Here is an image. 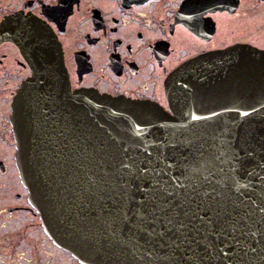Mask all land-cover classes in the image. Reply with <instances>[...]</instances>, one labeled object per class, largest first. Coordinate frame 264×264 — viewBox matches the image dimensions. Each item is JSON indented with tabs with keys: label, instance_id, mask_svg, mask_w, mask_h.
I'll list each match as a JSON object with an SVG mask.
<instances>
[{
	"label": "snow or ice",
	"instance_id": "snow-or-ice-1",
	"mask_svg": "<svg viewBox=\"0 0 264 264\" xmlns=\"http://www.w3.org/2000/svg\"><path fill=\"white\" fill-rule=\"evenodd\" d=\"M32 112L37 162L53 197L61 185L70 193L69 228L95 250L97 264L264 261V155L258 163L254 149L229 141L225 174L219 156L188 141L163 161H137L55 96L37 94Z\"/></svg>",
	"mask_w": 264,
	"mask_h": 264
},
{
	"label": "water",
	"instance_id": "water-1",
	"mask_svg": "<svg viewBox=\"0 0 264 264\" xmlns=\"http://www.w3.org/2000/svg\"><path fill=\"white\" fill-rule=\"evenodd\" d=\"M6 21L0 32L6 31L8 39L22 48L32 67V75L23 82L13 102L16 166L44 231L57 247L80 263L97 264V255L69 228L75 219L70 193L61 185L54 189L56 196L53 197L37 162L32 112L37 94H50L62 106H70L98 137L119 144L137 161L157 158L163 161L172 154L174 145L188 141L202 144L206 154L219 156L225 174L229 168L226 153L229 141L254 149L258 163L264 155L261 150L264 51L231 48L182 63L165 80L168 102L165 109L156 102L113 97L94 89L73 90L59 47L51 39L49 30L38 20L26 17L29 39L25 43L24 33L16 28L14 16ZM55 181L56 176L52 175L51 185ZM231 251V248L225 249V252ZM257 264L264 261L257 260Z\"/></svg>",
	"mask_w": 264,
	"mask_h": 264
},
{
	"label": "flooded vegetation",
	"instance_id": "flooded-vegetation-1",
	"mask_svg": "<svg viewBox=\"0 0 264 264\" xmlns=\"http://www.w3.org/2000/svg\"><path fill=\"white\" fill-rule=\"evenodd\" d=\"M250 8L259 19L264 15V0H0V21L14 16L25 43L29 39L25 18L42 23L59 47L73 90L94 89L113 97L156 102L168 109L167 100L162 98L165 80L161 87L158 71L160 75L165 69L166 78L188 60L231 48L264 51L257 43L235 40L238 34L229 39L231 43L214 46L223 22ZM73 18L77 21L74 27ZM176 41L182 48L171 69L166 64ZM98 47L104 50L103 64ZM143 56H147L144 65ZM149 68L144 76L143 70ZM31 75L32 67L22 48L8 39L6 31L0 32V201L12 195V202L3 204L0 214L15 213L13 223L20 221L24 226V218L36 216L41 226L16 166L17 143L11 119L15 96ZM73 260L71 264H81Z\"/></svg>",
	"mask_w": 264,
	"mask_h": 264
},
{
	"label": "rangeland",
	"instance_id": "rangeland-1",
	"mask_svg": "<svg viewBox=\"0 0 264 264\" xmlns=\"http://www.w3.org/2000/svg\"><path fill=\"white\" fill-rule=\"evenodd\" d=\"M253 9H242L238 15L231 17V19H228L227 21L223 20L222 29L214 46H222L223 43H231V40L229 39H234L235 37L233 38V36L238 34L235 40L257 43L258 45L264 47V15H261L258 19V16H255ZM255 10L259 15V11L256 8ZM262 14H264V12H262ZM76 22V19L73 18L71 20V26L74 27ZM83 29L89 30L85 27H83ZM179 40L181 39H178V41ZM226 40H228V42ZM178 41L174 42L173 56L166 64V66L171 69L178 62L177 58L179 51L182 48V43L179 44ZM74 50L75 49L73 48L71 49V52H69V61L70 56L73 59L72 55ZM96 51L100 52L98 53L100 54V64H103L105 59V55L103 54L104 50L101 49V47H98ZM192 52H195V49L192 48ZM146 60L147 56H143L141 58V64L144 65ZM72 64L73 62H70V65ZM149 70L150 68L143 70V75H148ZM160 71H163V69ZM164 72L160 75L159 71L157 72V79H160L161 87L162 84L164 87L163 81L168 78V75L164 78ZM89 83L90 81L88 80L86 84ZM162 98L164 101L165 99L167 100L166 94H164ZM11 197L12 195L7 196L3 201H0V210L3 207V204L12 202ZM35 213L40 219L36 210ZM14 215L15 213L12 215L9 213L0 214V264H71L72 261H74V257L72 258L70 255L55 248L57 246L53 243L52 239L46 234V232H44V234L42 233V229L44 231V228L41 227L42 225L40 226L39 220L36 216H30L28 219L24 218V223L27 225L24 226V224L20 221L13 223V219L16 218H14ZM51 243L52 245L50 246Z\"/></svg>",
	"mask_w": 264,
	"mask_h": 264
}]
</instances>
